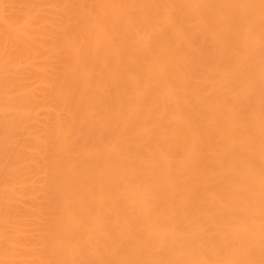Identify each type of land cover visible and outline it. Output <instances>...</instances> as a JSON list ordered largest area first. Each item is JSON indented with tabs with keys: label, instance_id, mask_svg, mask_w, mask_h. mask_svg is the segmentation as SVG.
I'll return each instance as SVG.
<instances>
[{
	"label": "bare ground",
	"instance_id": "obj_1",
	"mask_svg": "<svg viewBox=\"0 0 264 264\" xmlns=\"http://www.w3.org/2000/svg\"><path fill=\"white\" fill-rule=\"evenodd\" d=\"M0 264H264V0H0Z\"/></svg>",
	"mask_w": 264,
	"mask_h": 264
}]
</instances>
